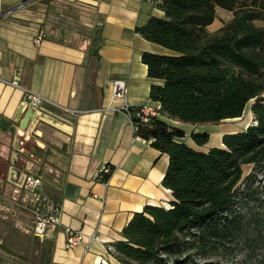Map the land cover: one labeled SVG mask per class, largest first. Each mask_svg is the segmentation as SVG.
I'll list each match as a JSON object with an SVG mask.
<instances>
[{
    "label": "crops",
    "instance_id": "obj_1",
    "mask_svg": "<svg viewBox=\"0 0 264 264\" xmlns=\"http://www.w3.org/2000/svg\"><path fill=\"white\" fill-rule=\"evenodd\" d=\"M163 15L145 0H0V264H114L106 248L122 240L133 214L171 201L162 186L168 156L136 137L125 113L103 110L111 95L107 83L116 80L126 85L130 109H159L149 99L150 86L159 82L147 77L141 54L175 53L135 28ZM39 31L44 38L36 45ZM15 79L47 101L39 123L22 136V93L8 85ZM52 105L84 114L59 120ZM160 119L186 133L180 142L197 126ZM20 158L27 164L18 166ZM103 164L112 172L106 182L95 181ZM26 174L41 177L43 192L62 209L60 225L42 242L32 237L29 212L20 207L25 196L16 184ZM66 228L97 240L88 250L66 249Z\"/></svg>",
    "mask_w": 264,
    "mask_h": 264
},
{
    "label": "trees",
    "instance_id": "obj_2",
    "mask_svg": "<svg viewBox=\"0 0 264 264\" xmlns=\"http://www.w3.org/2000/svg\"><path fill=\"white\" fill-rule=\"evenodd\" d=\"M158 7L163 18L135 32L175 55L141 54L147 77L159 82L149 91L159 109L131 122L136 137L168 156L162 186L171 201L134 213L110 254L114 264H214L240 241L264 246V209L243 213L254 191L238 190L243 166H264V29L255 24L264 21V0H162ZM217 8L232 19L209 33ZM249 103L252 123L206 152L180 142L186 133L160 119L218 124L241 118ZM189 138L197 147L209 141L205 132Z\"/></svg>",
    "mask_w": 264,
    "mask_h": 264
},
{
    "label": "built area",
    "instance_id": "obj_3",
    "mask_svg": "<svg viewBox=\"0 0 264 264\" xmlns=\"http://www.w3.org/2000/svg\"><path fill=\"white\" fill-rule=\"evenodd\" d=\"M161 1L162 0H145L146 3L153 6H158ZM43 38L44 33L39 31L35 35L33 43L38 45L42 42ZM8 85L21 91L23 107L30 108L35 113V120L33 122H37L39 119H36V115H42L44 112L43 105L47 103V101L40 95L22 88L16 79L9 82ZM107 87L111 90V95L103 110L110 113L123 112L127 117L132 118L130 116V107L126 100L127 90L125 83L120 80L111 81L107 83ZM52 109L55 112H50V114L54 115L59 120L68 119L69 121H73L84 114L83 111L69 107L52 105ZM157 110L158 109L149 106L140 107L135 111V117L147 121L149 116L158 115ZM111 172V168L107 164H103L95 171L93 175L94 180L102 181V179L110 175ZM16 186L25 196L23 203H20V207L29 212L30 233L35 241L42 242L49 231L56 229L60 225L61 206L43 192V182L39 176L26 174ZM64 236V247L66 249H73L78 245H83V247L88 250L90 243L97 240L94 237L84 236L80 230H72L69 228L64 230ZM106 250L110 252L113 249L107 246Z\"/></svg>",
    "mask_w": 264,
    "mask_h": 264
},
{
    "label": "rangeland",
    "instance_id": "obj_4",
    "mask_svg": "<svg viewBox=\"0 0 264 264\" xmlns=\"http://www.w3.org/2000/svg\"><path fill=\"white\" fill-rule=\"evenodd\" d=\"M232 19V14L224 11L217 10L215 23L210 26L209 33H214V29L218 26H223L225 23H228ZM255 24L264 29V21H257ZM216 32V31H215ZM250 105L249 103L242 115L241 118L235 120H226L222 121L218 124H205V125H197L193 126L191 132L202 133L205 132L209 135V141L206 145L202 147H197L193 143L190 142L187 137L182 142L187 143L190 147L206 152L210 148H222L221 139L225 134L238 133L245 130L247 126L252 123V114L250 113ZM191 132H187V136ZM250 191H254V199L245 205H238L243 207V213H250L251 211H257L264 209V166L254 169L253 165L243 166V177L242 182L238 187L239 191H244L247 186ZM241 242V241H240ZM238 245L233 246L229 250L227 254L219 253L215 256L212 261L214 264H261L262 259L264 258V246L256 247L250 243L244 244L242 242ZM115 263V262H114Z\"/></svg>",
    "mask_w": 264,
    "mask_h": 264
},
{
    "label": "water",
    "instance_id": "obj_5",
    "mask_svg": "<svg viewBox=\"0 0 264 264\" xmlns=\"http://www.w3.org/2000/svg\"><path fill=\"white\" fill-rule=\"evenodd\" d=\"M24 112V116L22 120L19 122L18 126V135L22 136L24 132L28 129L31 122L35 120V113L30 108H22ZM39 123V120L37 121Z\"/></svg>",
    "mask_w": 264,
    "mask_h": 264
}]
</instances>
